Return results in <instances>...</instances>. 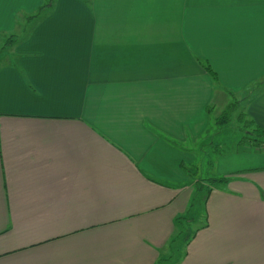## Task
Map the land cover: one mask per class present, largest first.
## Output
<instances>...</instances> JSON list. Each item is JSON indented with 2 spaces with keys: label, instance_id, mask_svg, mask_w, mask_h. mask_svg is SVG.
<instances>
[{
  "label": "crops",
  "instance_id": "crops-1",
  "mask_svg": "<svg viewBox=\"0 0 264 264\" xmlns=\"http://www.w3.org/2000/svg\"><path fill=\"white\" fill-rule=\"evenodd\" d=\"M42 2L0 0V264H264V148L203 150L233 101L264 131V0Z\"/></svg>",
  "mask_w": 264,
  "mask_h": 264
},
{
  "label": "rangeland",
  "instance_id": "rangeland-1",
  "mask_svg": "<svg viewBox=\"0 0 264 264\" xmlns=\"http://www.w3.org/2000/svg\"><path fill=\"white\" fill-rule=\"evenodd\" d=\"M35 13L36 11L32 15H34ZM28 31H29V25H26L23 21H20L19 25H17L16 36H10V37L8 36L7 38L3 39V41L0 44V47H2V50H3L5 43H8V46H11L12 43L15 42L14 39H20L24 37V35ZM261 83H264V81ZM225 108L223 109V111L225 110ZM220 115L221 114L215 115V117L211 120L210 130L207 133H205L203 136L205 140H207L203 145V148H204L203 150L205 151V149H207L208 151V157L206 158L208 162V170H207L208 173L216 171L217 157L222 154L220 153V151H226V152L231 151V152L236 153V148H237L236 143H238L241 138L239 129L245 126V124H248L246 117H244L245 114L243 112V108L241 109L239 103L237 104L235 115H233L232 120L228 122V127L226 129H218L215 126V123H214L216 122L215 119L217 117H220ZM205 140H202L201 143H203ZM239 151H241V148H239ZM204 159L205 157L202 156L203 163L205 162ZM185 168H186L185 172L187 173V175L190 176L191 179L194 181L195 194H197V197L201 200V202H198L200 204H196L197 202H193L187 214L179 217L178 230L182 231L181 233L184 234L182 239H180V237L177 238L176 241L179 243L183 242L182 241L183 239L185 240L189 239L191 235H193V233L196 231V229L200 228L205 223V216H204L205 209H204L203 203H204V197L207 193L206 190L208 189L207 182H210L214 187L221 185V183L217 182V180H219V177H220L219 175L212 176L215 178H211V179L207 178V180H205L203 177L204 172L202 173L198 170L196 172L195 168L193 167L191 168V170H189V168L187 167ZM204 184L206 186H204ZM201 214L203 215L201 216ZM179 243H177L178 248H179Z\"/></svg>",
  "mask_w": 264,
  "mask_h": 264
},
{
  "label": "trees",
  "instance_id": "trees-1",
  "mask_svg": "<svg viewBox=\"0 0 264 264\" xmlns=\"http://www.w3.org/2000/svg\"><path fill=\"white\" fill-rule=\"evenodd\" d=\"M56 1L57 0H43L42 4L40 5V7L38 8V10L36 11V13L34 15L24 16L26 22L27 23H30V22L36 23V22H40L41 20L46 18L49 14H51L53 12ZM85 3H87V2L85 1ZM7 46H8V43H5L3 49L6 48ZM197 64L201 67V69L206 74H208V76L212 80L213 84L216 86L218 83V77H217V74L212 70V68L210 67L208 62L202 61V60H197ZM237 104L238 103L236 101L231 102L225 108V110L221 113L220 117L215 119L216 122H214V123L218 129H226L228 127V122L230 120H232L233 115H235V111L237 109ZM207 112H208V109H207ZM244 117H246V115ZM246 119H247V117H246ZM247 123L248 124H245V126H243L239 129V132L241 134V138H240L239 142L237 143V146L239 148H247V149H252V150L263 149L264 148V131L261 128H259L258 126H256L252 120L247 119ZM207 184H208V189L206 190V192L208 193L210 191V187L213 185L210 182H207ZM178 220H179V218H177V220H176L177 224H179ZM204 225H205V223H204ZM203 226H201L200 228H202ZM200 228H198V229H200ZM198 229H196V231H198ZM183 236H184V234L181 233V231H180V234L178 237H181V239H182ZM189 239L185 240V243L188 242Z\"/></svg>",
  "mask_w": 264,
  "mask_h": 264
}]
</instances>
